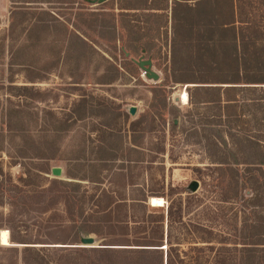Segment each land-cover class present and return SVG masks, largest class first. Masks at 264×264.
Listing matches in <instances>:
<instances>
[{
    "label": "rangeland",
    "instance_id": "rangeland-1",
    "mask_svg": "<svg viewBox=\"0 0 264 264\" xmlns=\"http://www.w3.org/2000/svg\"><path fill=\"white\" fill-rule=\"evenodd\" d=\"M175 1L1 0L0 178L23 175L28 189L46 190L15 216L17 236L81 245L79 229L101 244L147 233L140 223L125 232L109 225L152 214L164 216L166 234L171 207L170 246L184 264H243L248 246L264 264V83L239 85L237 100L224 107L225 100L199 102L213 95L174 81L172 60L178 68L185 59L183 27L172 19ZM141 57L152 60L159 80L145 75L135 62ZM217 72L190 65L175 71ZM183 90L194 97L186 104ZM55 166L64 171L57 180L79 188L50 190ZM100 189L108 195L101 202L111 220L105 223L96 218ZM151 196L164 197L165 205L151 206ZM123 199L140 203L109 208ZM0 203L5 249L12 246L10 206L5 195ZM251 237L257 244H243ZM162 247L134 256L139 264H160L168 249ZM10 257L0 249V261L10 264ZM119 257L117 264H125L126 254Z\"/></svg>",
    "mask_w": 264,
    "mask_h": 264
},
{
    "label": "trees",
    "instance_id": "trees-1",
    "mask_svg": "<svg viewBox=\"0 0 264 264\" xmlns=\"http://www.w3.org/2000/svg\"><path fill=\"white\" fill-rule=\"evenodd\" d=\"M176 0L173 7V23L176 20L183 27L185 44L183 52L184 65L174 67L172 79L176 82L193 83L195 89L202 90L203 93L212 94L208 99H201L199 102L219 103L225 100L224 107H231L237 99L233 95L237 87L241 84L264 83V0ZM179 5L180 12L176 16L175 8ZM183 64V63H182ZM208 72L217 69L214 76L202 74L201 76L185 77L177 75L175 71L183 72L188 66ZM220 74V76H219ZM220 83V86L211 85ZM225 84V85H223ZM223 85V86H221ZM222 89V92H219ZM218 91V96L215 92ZM210 94V95H211ZM206 95V94H205ZM189 98L193 99V93L189 91ZM54 190L57 184L79 188L80 184L74 181H63L53 178L49 182ZM26 178L23 175L17 180L0 178V196L5 195L8 199L10 210L6 214L5 222L10 230L12 243L25 244L20 246H9L0 249L11 253L10 264H117L120 255L126 254L125 264H139L136 254L163 252L162 246L166 245L167 251L160 256V264H184L183 258L178 254L175 258L171 238V217L172 209L169 207L168 228L164 230V216L161 219L143 218L141 221H124L117 219L112 221L109 227L123 228L124 232L131 228V225L143 224L147 233L139 236H121L107 239L110 242L101 243L100 247H86L74 242L62 240V246L49 244L40 239H27L16 234V215H23L29 206V200L34 196H43V191L35 188H27ZM42 193V195H39ZM107 195V191L100 189L96 203V218L98 223L111 221L107 219V209L103 208L101 202ZM53 197H57V194ZM82 201L86 195L81 196ZM81 200L80 198L78 199ZM41 202L37 204L40 205ZM115 203L117 207L126 206L132 209L140 202L128 204L123 199L121 202L111 201L109 208ZM0 205H2L0 203ZM42 209V206H38ZM38 209V208H37ZM39 211V210H38ZM13 221V224H12ZM85 232H95L88 230L86 225H79ZM84 232V233H85ZM86 235V234H85ZM128 235V233H127ZM79 229H77V237ZM166 238L167 243H164ZM243 244H257V240L252 237ZM260 241H263L260 239ZM211 242V241H203ZM259 243V242H258ZM242 250L243 264H257L256 255H251L252 249L244 247ZM132 255V256H128ZM132 258V259H131ZM136 258V259H135ZM261 258V257H260ZM159 259V256H158ZM202 259V258H201ZM260 260V259H259ZM223 264H228L225 260ZM0 264H5L0 261ZM187 264V263H185ZM201 264V262L199 263ZM215 264H220L219 261Z\"/></svg>",
    "mask_w": 264,
    "mask_h": 264
},
{
    "label": "water",
    "instance_id": "water-1",
    "mask_svg": "<svg viewBox=\"0 0 264 264\" xmlns=\"http://www.w3.org/2000/svg\"><path fill=\"white\" fill-rule=\"evenodd\" d=\"M103 1V0H100ZM135 62L143 69L145 75L148 78H153L154 80H159L160 79V75L157 71L153 70V62L151 59H143V57H141L140 59L136 60ZM180 99V98H178ZM137 111V107L136 106H132L130 108V112L132 114H135ZM52 172V176L54 178H63L64 177V171L63 168L61 166H55L52 168L51 170ZM72 180V179H69ZM199 184L198 181H194L192 184V188L194 190H196L198 188ZM12 243V242H11ZM80 244L82 246H86V247H100L102 246L100 244V242L96 239L95 236L89 235V236H82L80 238ZM13 246H25V244H20V243H12ZM55 246H62L61 243L55 244Z\"/></svg>",
    "mask_w": 264,
    "mask_h": 264
},
{
    "label": "crops",
    "instance_id": "crops-1",
    "mask_svg": "<svg viewBox=\"0 0 264 264\" xmlns=\"http://www.w3.org/2000/svg\"><path fill=\"white\" fill-rule=\"evenodd\" d=\"M184 91V90H183ZM182 91V92H183ZM187 91V90H186ZM181 92V93H182ZM188 92V91H187ZM180 93V98H181V101H182V94ZM189 94V93H188ZM189 102V101H188ZM184 103V102H183ZM186 104V103H184ZM165 198L162 197V196H151L150 199H149V203L151 206H154V207H159V206H164L165 205Z\"/></svg>",
    "mask_w": 264,
    "mask_h": 264
},
{
    "label": "bare ground",
    "instance_id": "bare-ground-1",
    "mask_svg": "<svg viewBox=\"0 0 264 264\" xmlns=\"http://www.w3.org/2000/svg\"><path fill=\"white\" fill-rule=\"evenodd\" d=\"M0 3H1V0H0ZM181 94H182L181 95L182 96V102L188 103V101H189V94H188V92L186 90H184Z\"/></svg>",
    "mask_w": 264,
    "mask_h": 264
},
{
    "label": "snow or ice",
    "instance_id": "snow-or-ice-1",
    "mask_svg": "<svg viewBox=\"0 0 264 264\" xmlns=\"http://www.w3.org/2000/svg\"><path fill=\"white\" fill-rule=\"evenodd\" d=\"M0 235H2V234H0Z\"/></svg>",
    "mask_w": 264,
    "mask_h": 264
}]
</instances>
